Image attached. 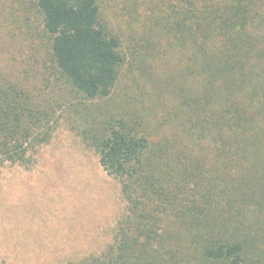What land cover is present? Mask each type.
Returning <instances> with one entry per match:
<instances>
[{
	"label": "trees",
	"instance_id": "16d2710c",
	"mask_svg": "<svg viewBox=\"0 0 264 264\" xmlns=\"http://www.w3.org/2000/svg\"><path fill=\"white\" fill-rule=\"evenodd\" d=\"M123 79L143 98L88 109ZM65 117L125 201L113 243L66 264H264V0H0V167Z\"/></svg>",
	"mask_w": 264,
	"mask_h": 264
},
{
	"label": "rangeland",
	"instance_id": "374dc122",
	"mask_svg": "<svg viewBox=\"0 0 264 264\" xmlns=\"http://www.w3.org/2000/svg\"><path fill=\"white\" fill-rule=\"evenodd\" d=\"M102 2L110 5L112 0ZM118 14L117 9L106 11L115 26L123 19ZM28 49L17 47V40L7 34V56L16 69V64L24 65L18 55ZM43 56L41 51L39 60ZM167 61L174 66L177 58ZM143 90L144 85L123 79L114 103L95 101L88 109L118 115L127 98L133 94L141 99ZM120 92L126 94L123 101ZM124 210L119 183L103 170L96 153L84 146L73 122L61 118L29 167L10 162L0 167V264H66L99 255L113 243Z\"/></svg>",
	"mask_w": 264,
	"mask_h": 264
}]
</instances>
